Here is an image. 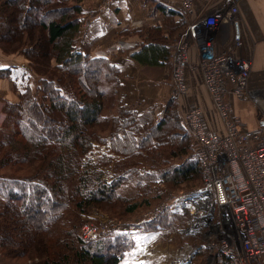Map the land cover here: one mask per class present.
<instances>
[{
	"label": "trees",
	"instance_id": "trees-1",
	"mask_svg": "<svg viewBox=\"0 0 264 264\" xmlns=\"http://www.w3.org/2000/svg\"><path fill=\"white\" fill-rule=\"evenodd\" d=\"M35 7L39 12L31 18ZM81 12L78 0H0V47L21 54L30 66L3 71L17 91L16 101L3 104L0 125V254L9 260L119 264L131 246L128 234L85 241L79 232L85 220L70 216L116 202L132 212L137 204L118 191L131 176L150 191L157 180L179 191L202 183L192 134L176 109L165 110L158 123L142 121L135 109L117 102L118 67L75 45ZM145 47L132 54L142 63L167 54L160 44ZM94 142L115 158L101 155L89 170L82 158ZM111 163L109 180L102 168ZM175 220L184 223L165 209L136 224L151 229ZM216 264L229 263L220 255Z\"/></svg>",
	"mask_w": 264,
	"mask_h": 264
},
{
	"label": "built area",
	"instance_id": "built-area-1",
	"mask_svg": "<svg viewBox=\"0 0 264 264\" xmlns=\"http://www.w3.org/2000/svg\"><path fill=\"white\" fill-rule=\"evenodd\" d=\"M114 1L101 0L91 14L105 11ZM228 2L226 10L209 13L202 27L194 29L196 61H189L187 42L174 46L171 95H185L187 71H198L221 123L220 128H212L202 109L190 102L179 118L192 134L202 183L175 192L163 181H155L153 188L160 197L139 221L155 218L165 209L181 211L187 216V227L203 236L205 246L225 256L229 264H264V122L244 129L228 99L247 96L251 62L229 51L215 52L211 36L219 22L232 21L237 12L238 0ZM181 7L191 14L193 0H181ZM234 45H241L239 38L234 39ZM161 120L162 114H157L155 122ZM81 229L83 237L90 239L104 233L132 235L143 226L111 217L95 227L85 223Z\"/></svg>",
	"mask_w": 264,
	"mask_h": 264
},
{
	"label": "crops",
	"instance_id": "crops-1",
	"mask_svg": "<svg viewBox=\"0 0 264 264\" xmlns=\"http://www.w3.org/2000/svg\"><path fill=\"white\" fill-rule=\"evenodd\" d=\"M78 1L82 12L75 45L118 67V103L132 107L150 123L168 108H175L181 116L190 102L202 109L212 128L221 127L199 72L187 71V92L179 98L171 95V72L174 46L187 42L189 61H196L194 29L202 27L209 13L226 10L228 0H193L191 14L183 11L181 0H115L95 16L90 10L101 0ZM237 8L233 20L219 22L211 36L215 52L229 51L251 62L247 96L228 97L240 125L250 130L264 122V0H238ZM235 38L240 39V46L234 45ZM157 44L166 50V56L160 54L148 63L132 56L142 46ZM12 66L30 68L21 54L8 53L0 47V125L5 117L3 104L17 100L12 76L7 71L3 73Z\"/></svg>",
	"mask_w": 264,
	"mask_h": 264
},
{
	"label": "rangeland",
	"instance_id": "rangeland-1",
	"mask_svg": "<svg viewBox=\"0 0 264 264\" xmlns=\"http://www.w3.org/2000/svg\"><path fill=\"white\" fill-rule=\"evenodd\" d=\"M39 9V7L32 8L28 12L29 16L34 18L38 14ZM155 117L152 122L157 123L155 122ZM142 121L145 120L142 119ZM104 154L115 158V155L109 152L104 145L94 142L92 149L82 158L84 167L89 170L95 169L97 159ZM102 171L104 172V177L107 175L109 180L114 176L112 163L110 165H105ZM137 181V177L131 176L126 182L122 183L118 189L119 193L129 200V203L137 204L136 209L132 212H123L120 209L121 203L116 202L112 207L92 210L91 213L83 216H80L77 212L76 216H70L73 220H77V223L81 221L83 223L85 220L83 224L81 223L82 225H80L81 227L79 230L82 239L85 241L90 240L84 238L82 235L81 228L85 223L94 225L95 227L111 217L115 218L117 222L135 224V222L139 221L141 214L151 208L160 196L156 190H153V187L152 191H150L149 184H144V182L138 184ZM167 187L169 188L168 185ZM187 187H190V185H185V188ZM169 190L175 192L179 191L171 188H169ZM154 194H157V197ZM174 213L184 218L183 224L175 220L177 222L175 225L171 223L151 229L143 228V230L135 231L132 235H129L131 246L124 254L119 264H216L217 258H219L220 255L205 246V238L203 236L194 232L189 226L187 227V216L185 213L181 211ZM69 221L72 222L71 219ZM77 246L80 247L81 245L77 243ZM0 264H39V260L35 257L28 260L23 256L9 260L4 256L1 257L0 254Z\"/></svg>",
	"mask_w": 264,
	"mask_h": 264
}]
</instances>
